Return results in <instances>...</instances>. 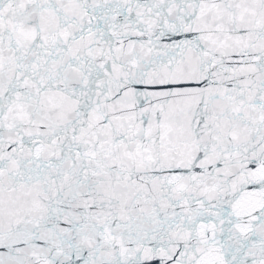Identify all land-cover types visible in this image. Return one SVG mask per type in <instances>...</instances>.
<instances>
[{
	"label": "snow or ice",
	"instance_id": "1",
	"mask_svg": "<svg viewBox=\"0 0 264 264\" xmlns=\"http://www.w3.org/2000/svg\"><path fill=\"white\" fill-rule=\"evenodd\" d=\"M0 264H264V0H0Z\"/></svg>",
	"mask_w": 264,
	"mask_h": 264
}]
</instances>
